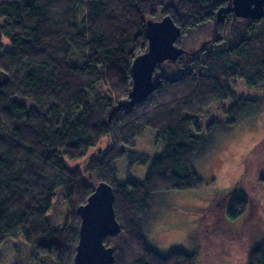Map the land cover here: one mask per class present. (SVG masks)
I'll return each instance as SVG.
<instances>
[{
    "label": "trees",
    "instance_id": "obj_1",
    "mask_svg": "<svg viewBox=\"0 0 264 264\" xmlns=\"http://www.w3.org/2000/svg\"><path fill=\"white\" fill-rule=\"evenodd\" d=\"M142 2H0V247L22 235L34 264H73L78 209L100 182L114 190L121 227L104 241L114 249V264H193L194 255L182 248L163 254L149 244L144 226L152 196L203 183L196 166L208 153L203 134L221 124H201L212 104L232 100L224 111L234 116L232 123L259 111L262 98L238 96L230 82L264 86V16L239 20L231 0H161V15L182 28L180 38L211 22L218 37L168 61L173 71L154 75L155 89L145 100L130 98L133 61L148 48ZM229 19L236 32L226 38L221 30ZM146 129L156 132L164 150L150 161L142 182H120L116 161L142 156L133 149ZM103 141L105 148L85 166L67 165ZM247 180L235 184L245 196L227 195L228 204L215 200L201 214L202 225L208 212L233 221L254 205L256 235L244 264H264V195L249 192ZM58 189L68 209L62 227L48 219Z\"/></svg>",
    "mask_w": 264,
    "mask_h": 264
},
{
    "label": "rangeland",
    "instance_id": "obj_2",
    "mask_svg": "<svg viewBox=\"0 0 264 264\" xmlns=\"http://www.w3.org/2000/svg\"><path fill=\"white\" fill-rule=\"evenodd\" d=\"M2 1L9 0H0ZM162 8L161 0H143L141 3L147 20H161L164 17L161 15ZM231 24L229 19L221 30V34L226 38L236 32V27ZM213 27L214 23L211 22L195 31H188L176 45L188 52L195 51L204 41L218 37ZM167 66L168 62L160 64L155 76L167 74L175 67ZM230 83L238 96L249 99L262 98L258 102L259 111L253 117H248L247 121L232 123L230 120L234 119V116L224 113L232 107V100L212 104L203 114L201 124L204 129L212 122L221 124L203 134L207 138L208 153L205 152L206 154L196 161L203 183L187 191L155 193L145 218V233L153 248L163 254L182 248L188 254L194 255L193 264H244L250 249V238L256 235L254 226L257 222V208L254 205L250 207L252 210L233 221H224L217 214L208 212L202 225L201 214L203 211L207 212L215 200L219 202L224 198V204H228L227 195L245 196L246 193L241 195V188L235 186L236 181L242 177L247 176L250 181L246 182L249 192L264 195V86H250L242 79L231 80ZM234 115L236 116V113ZM155 134L153 130L146 129L144 134L136 139L133 151L142 155L136 162H130L127 158L116 161L120 182H142L145 179L150 161L164 150L163 143L155 140ZM105 145L103 141L100 147L90 150L88 157L81 161H67L64 157L63 160L67 161L68 166L83 167L89 157L103 150ZM144 156L149 160L148 163H141ZM262 199L264 202V198ZM67 214L62 190L58 189L48 219L56 227H62ZM206 223L213 227L207 230ZM0 252L3 256L2 264H34L31 247L25 243L22 235L17 239L7 240L0 247Z\"/></svg>",
    "mask_w": 264,
    "mask_h": 264
},
{
    "label": "water",
    "instance_id": "obj_3",
    "mask_svg": "<svg viewBox=\"0 0 264 264\" xmlns=\"http://www.w3.org/2000/svg\"><path fill=\"white\" fill-rule=\"evenodd\" d=\"M232 15L243 20H259L264 16V0H231ZM148 48L137 56L131 67L130 98L145 100L155 89L154 75L160 64L178 61L186 51L176 45L183 34L170 16L148 19ZM115 195L111 185L100 182L80 206L79 240L73 264H114V249L105 245L107 237L120 233L114 209Z\"/></svg>",
    "mask_w": 264,
    "mask_h": 264
}]
</instances>
